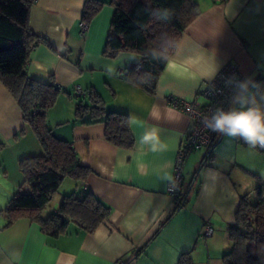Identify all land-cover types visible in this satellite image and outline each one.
Returning a JSON list of instances; mask_svg holds the SVG:
<instances>
[{
    "label": "crops",
    "instance_id": "crops-1",
    "mask_svg": "<svg viewBox=\"0 0 264 264\" xmlns=\"http://www.w3.org/2000/svg\"><path fill=\"white\" fill-rule=\"evenodd\" d=\"M85 1L35 0L29 27L42 40L31 49L26 76L42 82L53 77L70 93L74 85L92 87L107 110L128 114L134 145L125 149L106 140L101 122L73 121L76 99L60 93L47 112L48 123L89 168L82 189L106 204L110 214L93 232L70 223L58 236L27 218L4 227L0 215V264H176L187 251L195 264H223L240 196L252 185L264 186V154L227 136L218 138L203 163L201 149L194 150L182 171L189 184L185 202L169 216L168 186L191 121L167 97H198L214 62L221 67L237 63L244 79L261 85L253 91L264 93V0L198 2L201 11L182 33L153 93L125 79L140 60L138 53L103 54L114 11L110 0H100L103 4L81 31ZM153 128L159 134L156 151L140 144ZM41 153L17 101L0 80V209L14 192L28 190L19 160ZM207 224L213 230L208 237L203 235Z\"/></svg>",
    "mask_w": 264,
    "mask_h": 264
},
{
    "label": "trees",
    "instance_id": "trees-1",
    "mask_svg": "<svg viewBox=\"0 0 264 264\" xmlns=\"http://www.w3.org/2000/svg\"><path fill=\"white\" fill-rule=\"evenodd\" d=\"M34 2L0 0V80L17 101L24 124L32 130L42 148L41 154L19 160L23 185L28 191L14 192L0 209V215L5 219L4 227L17 219L27 218L50 236L66 233L70 223L85 232H93L108 218L110 208L92 192L82 189L89 168L80 163L69 141L53 133L47 120V112L59 94L71 93L62 89L53 77L42 82L25 73L32 47L42 40L29 27L30 8ZM110 3L114 11L103 54L112 57L121 51L138 53L140 60L126 72L125 79L153 93L166 63L153 60L148 55L149 50L157 46L161 33H167L173 38L169 59L185 28L201 8L196 0H110ZM102 4L100 0H86L82 20L87 23ZM165 7L175 11L173 19L167 23L157 21L150 11ZM145 73L151 74L150 85L138 82ZM75 99L73 121L82 124L101 122L106 140L121 148L133 147L128 114L107 110L92 87L85 90L84 96ZM64 177L72 179L75 187L62 197L57 208L49 210L50 200ZM184 202L185 199L172 208L169 216ZM228 240L230 246L222 255L223 264H264V186L259 184L253 191L240 196L234 222L228 227ZM176 264H195L191 251L181 253Z\"/></svg>",
    "mask_w": 264,
    "mask_h": 264
},
{
    "label": "clouds",
    "instance_id": "clouds-1",
    "mask_svg": "<svg viewBox=\"0 0 264 264\" xmlns=\"http://www.w3.org/2000/svg\"><path fill=\"white\" fill-rule=\"evenodd\" d=\"M150 11L157 21L166 23L175 15L174 9L170 7L155 8ZM158 40L159 43L149 50L148 55L155 61H164L167 65L173 38L167 33H161ZM220 67L219 63L214 62L209 80L215 79ZM138 82L150 85L151 74L145 73L140 76ZM225 86L232 88L228 107L225 108L223 104L217 105L203 118V124L211 132L233 139L240 138L251 148L264 149V93L253 91V86L258 89L259 85L250 78L240 80L231 76L225 80ZM158 143L159 134L154 128L140 137V144H150L152 151L157 150Z\"/></svg>",
    "mask_w": 264,
    "mask_h": 264
},
{
    "label": "built area",
    "instance_id": "built-area-1",
    "mask_svg": "<svg viewBox=\"0 0 264 264\" xmlns=\"http://www.w3.org/2000/svg\"><path fill=\"white\" fill-rule=\"evenodd\" d=\"M80 27L81 31L84 32L87 28V23L82 21ZM231 76L244 80L239 65L234 62H226L220 68L215 79L207 81L200 89L198 97H200L202 101H199L198 97L192 99H184L176 96L167 97V102L172 107L184 112L191 121L189 130L177 150L173 176L168 186V194L171 197L172 208H175L186 198L189 184L184 182L182 171L190 153L194 150L201 149L202 155L200 163H203L214 148L218 138L223 137V135L208 130L202 121L217 105L223 104L225 108L228 107V100L232 94V88L225 86V80ZM255 89L260 90L261 85H259L258 89ZM71 95L73 98L84 96L85 89L79 85H74ZM241 141L244 142L243 140ZM256 149L264 154V149ZM212 231L211 225L207 224L204 227L203 235L208 237L212 234Z\"/></svg>",
    "mask_w": 264,
    "mask_h": 264
},
{
    "label": "rangeland",
    "instance_id": "rangeland-1",
    "mask_svg": "<svg viewBox=\"0 0 264 264\" xmlns=\"http://www.w3.org/2000/svg\"><path fill=\"white\" fill-rule=\"evenodd\" d=\"M197 2H202L203 0H196ZM256 184L252 187V191L253 188H255ZM74 188V182L72 179H70L69 177H64L58 190L54 193V195L52 196V199L50 200V203L48 205V208L52 207V206H58L60 203V199L63 195L70 193ZM28 190L24 191L27 192ZM54 208V207H52Z\"/></svg>",
    "mask_w": 264,
    "mask_h": 264
}]
</instances>
